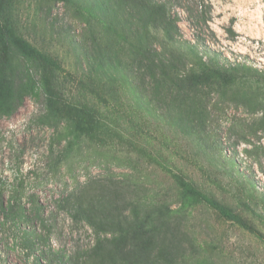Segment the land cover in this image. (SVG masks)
<instances>
[{
  "label": "rangeland",
  "instance_id": "1",
  "mask_svg": "<svg viewBox=\"0 0 264 264\" xmlns=\"http://www.w3.org/2000/svg\"><path fill=\"white\" fill-rule=\"evenodd\" d=\"M160 1L205 61L264 71V0ZM10 2L54 64L37 65L49 93L0 115V264H264V78L156 76L163 37L145 39L128 2Z\"/></svg>",
  "mask_w": 264,
  "mask_h": 264
},
{
  "label": "trees",
  "instance_id": "2",
  "mask_svg": "<svg viewBox=\"0 0 264 264\" xmlns=\"http://www.w3.org/2000/svg\"><path fill=\"white\" fill-rule=\"evenodd\" d=\"M126 2L133 8V13L135 12L140 18L142 24L138 23V27L144 33L141 35L145 36V39L150 40V37H155L156 34L163 37L164 42L159 47L161 51H158L159 49H156L155 45L153 48L151 46L152 51H154L153 54L150 47L148 50L157 61L156 64L153 63L156 68V76H174L175 73L181 71L178 66L183 65L186 76L215 79L223 85L232 86L239 82H246L251 77H255L259 83L263 81L264 71L252 70L249 66L240 64L226 66L217 64L218 62H212V60L207 62L202 56H199V50L195 48L194 44L188 40L179 41L177 39L180 34L178 18L171 14V8H169L166 1L112 0V4L120 8ZM210 18H203L205 24L208 23ZM0 44L4 66V73L0 77V115L9 116L22 105L26 97L39 99L44 93L50 92L49 87L37 75V65L40 62L52 65L54 61L15 31L10 0H0ZM166 45L173 48L178 54L174 55L172 53L169 54V57L165 51ZM181 58H185L184 60H187V62L183 63L180 61ZM178 77L176 76V78ZM193 78L198 79L197 77ZM48 106L50 115L58 117L59 110L54 107L51 98ZM57 108L63 111V109ZM84 114L87 117L86 119L83 116L78 117L77 124L80 130L89 131L93 127L95 128L97 121L93 114L86 112ZM177 179L185 197L204 201L224 217L239 220L238 215L230 208L209 197L185 178L177 176ZM74 207L77 214H85L82 211L83 205L80 202H74ZM123 232L120 236L126 238Z\"/></svg>",
  "mask_w": 264,
  "mask_h": 264
}]
</instances>
